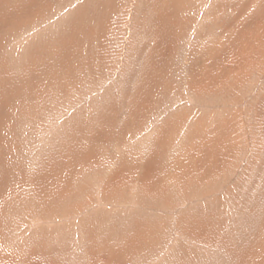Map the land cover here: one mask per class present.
Wrapping results in <instances>:
<instances>
[{
  "label": "rangeland",
  "instance_id": "374dc122",
  "mask_svg": "<svg viewBox=\"0 0 264 264\" xmlns=\"http://www.w3.org/2000/svg\"><path fill=\"white\" fill-rule=\"evenodd\" d=\"M0 264H264V0H0Z\"/></svg>",
  "mask_w": 264,
  "mask_h": 264
}]
</instances>
